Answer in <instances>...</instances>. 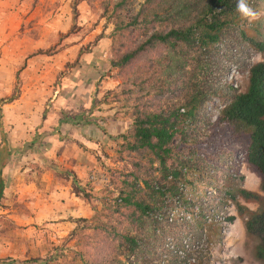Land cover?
<instances>
[{"label": "rangeland", "instance_id": "rangeland-1", "mask_svg": "<svg viewBox=\"0 0 264 264\" xmlns=\"http://www.w3.org/2000/svg\"><path fill=\"white\" fill-rule=\"evenodd\" d=\"M144 1L138 0L135 12ZM114 3L113 1L111 5H107L106 0H0V59L11 58L13 66L17 68L13 93L0 100V107L10 104L5 100L15 93L18 82L20 96L25 83L23 72L30 61L36 59V62L49 63V69L45 70L42 80H51L56 72H66L59 81L60 85L56 82L54 84V89L61 92L64 80L77 71V119L68 113L63 117L68 118L70 123L77 127L79 134H84L92 143V147L88 148L78 143L77 152L88 154L98 163L97 168L89 171L87 181L81 187L84 192L80 195L88 194L91 197L88 200L94 201L93 215L90 218H78L75 210H72L73 204L70 200L76 201L75 192L68 194L70 200L62 197L48 199L49 204L44 203L45 206L40 203L42 200L36 203L37 199L31 198L32 194H22L23 197H20V194H11L10 197L4 198V202L0 204L4 211L0 214V264H132L128 259V252L126 253L129 244L119 246L122 242L120 235H126L128 232L134 235L137 232L135 228L140 229L144 224L136 222L134 225L131 222L134 209L124 208L116 212V204L121 203V192L130 190L127 182H135L131 176L133 173L141 175L138 181L139 187L142 188L139 198L150 203L152 198L149 197L150 190L146 187L144 179L153 177V182L159 181L163 174L158 169V163L150 161L152 153L139 154L128 149V144L133 141L135 108L140 103L138 96L143 92L140 91L142 87L135 81L139 73L130 66L118 68L114 66V62L126 50L144 41L158 25L125 28L130 19H120L113 14ZM249 4L261 13L260 18L250 24L238 14L234 21L236 28L248 38L246 43L241 47L231 45L219 52L223 60L221 59L218 67L222 66L224 69L217 75H221L218 84L227 88V85L223 86L222 79L228 80L234 67L238 66L239 75L234 73L239 76L238 87L230 86L238 92L247 90L250 68L264 62V47L261 50L253 43L264 45V0L250 1ZM4 37L7 38L3 39ZM17 42L22 44L19 48L35 47L38 42L40 47L25 56L23 53L19 54V48L15 45ZM82 49L84 53L80 55ZM163 49L147 53L160 58L165 54ZM227 53L235 60L232 61ZM170 56L173 59L182 58L178 53H172ZM18 57L22 58L23 62L17 63V60H20ZM39 58L42 60H37ZM137 63L139 61L135 64ZM185 68L189 73L191 69L194 70L193 66ZM0 74H5L4 70H0ZM145 84L148 85V82ZM218 96L227 102L230 100L228 96L222 95V91L218 92ZM153 97L152 92L146 99ZM52 106L53 102L50 103L37 130L42 129L48 121H53L49 117ZM3 116H0V130L5 133ZM54 122L56 124L52 125L50 133L60 135L57 132L60 131L61 122L56 118ZM7 123L10 129L16 126L30 128L34 124L27 118H11ZM214 126L208 124L207 127ZM37 134L19 154L31 151L40 160H44L42 149L41 152L37 150H40L41 144L43 147L47 146L42 142L41 135ZM219 135L223 137L220 142L217 141L219 138L212 134V140L204 148L210 152L224 149L222 143H226L227 137L230 136L225 131H220L217 136ZM62 138L71 141L67 135ZM33 158V155H27L23 160L24 164L31 163ZM140 160L143 162L138 166ZM145 168H149L150 174H145ZM254 171L253 167L247 165L244 173L252 175ZM93 174L96 175L95 180L90 179ZM256 174L260 178V175ZM254 181L256 188L252 189V192H259V195L256 194L255 198L248 201L242 198L224 242L218 235L215 236L214 250L219 258L224 254L223 264H264V260L259 259L257 255L261 238L247 233L246 229L250 216L264 210V192L260 190V180L254 178ZM5 201L8 204L5 205ZM31 202L36 204L30 205ZM50 207L54 211H49ZM240 207L244 208V212ZM151 241L154 243V239ZM217 242H220L219 245ZM153 243L144 249L151 250ZM147 253L138 255L140 264H145L148 260L140 261Z\"/></svg>", "mask_w": 264, "mask_h": 264}, {"label": "trees", "instance_id": "trees-1", "mask_svg": "<svg viewBox=\"0 0 264 264\" xmlns=\"http://www.w3.org/2000/svg\"><path fill=\"white\" fill-rule=\"evenodd\" d=\"M106 1L107 5L115 2L112 11L118 18L130 19L125 28L158 25L144 41L126 50L114 62V66L118 68L130 66L139 73L135 81L142 87L140 91L143 92L138 96L140 103L135 108L133 141L128 144V149L139 154L152 153L150 161L157 162L158 169L163 174L159 181L153 182V177L152 180L149 177L144 179L146 187L150 190V203L139 198L142 188L139 187L138 181L141 175L134 173L131 176L135 182H127L130 190L121 192L119 196L122 202L116 204V212L133 208L135 215L131 217V222L134 225L136 222L144 224L140 229L135 228L137 232L134 235L130 232L120 235L122 242L119 246L129 244V247H126L129 257L150 252L144 248L153 243L151 240L155 238V223L149 218L148 212L159 207L165 194L155 189V185H159L162 190H168L167 178L172 172H176L180 166L194 165L185 158L199 151H210L204 147L209 145L212 134L219 138L218 142L223 138L217 136L220 131H225L230 136L227 137L226 143H222L226 148L222 150L223 154L233 148H242L247 164L262 178L261 191L264 192V62L250 68L249 84L244 92L232 90L227 84H223L227 85V88L218 84L221 75H217L224 69L222 66L218 67L221 59L223 60L219 52L231 45L244 46L248 39L234 24L238 15L236 0H145L139 4L137 12L135 5L138 0ZM250 1L258 0H249V3ZM253 43L261 50L264 47L263 43ZM161 48H164L165 54L160 58L147 53L156 52ZM83 53L82 49L80 55ZM172 53H178L182 58L173 59L170 56ZM228 57H231L232 61L235 60L231 55ZM138 61L139 63L135 64ZM189 66L194 68L190 73L185 68ZM65 75L66 72L59 74L55 81L57 85H60L59 81ZM145 82H148V85ZM19 86L18 82L15 93L5 100L6 103H12L18 98ZM220 91L223 96L230 98L228 102L218 96ZM152 92L154 97L146 99ZM57 96L58 90H55L45 114ZM214 98H219L225 107L219 116L211 121L205 111L207 103ZM208 124L215 126L207 127ZM189 127L193 129L190 132ZM140 161L138 166L143 162ZM145 174H150L149 168H145ZM74 183V192L80 197L81 192H84L81 188L83 185L78 180H74ZM3 193L4 186L1 183L0 201ZM240 193L246 201L256 197L255 193L245 189H240ZM81 197L86 201L91 198L88 194ZM240 210L244 212L243 207H240ZM246 229L247 233L261 238L257 255L259 259L264 260V210L250 216ZM145 262L148 264L149 260Z\"/></svg>", "mask_w": 264, "mask_h": 264}, {"label": "crops", "instance_id": "crops-1", "mask_svg": "<svg viewBox=\"0 0 264 264\" xmlns=\"http://www.w3.org/2000/svg\"><path fill=\"white\" fill-rule=\"evenodd\" d=\"M6 38L4 37L3 39ZM15 45L18 47L22 44L17 42ZM39 47L40 44L38 42L35 47H25V49L18 47L19 49L17 50L19 54L23 53L26 56ZM18 59L21 61L17 60V63L23 62L22 58L18 57ZM37 60H42V58ZM12 61L11 58L9 60L0 59V70L5 72V74H0V100L5 98L6 95L9 96L13 93L14 80L16 79L14 74L17 68L13 66ZM48 69V62H36V59L35 61H30L23 72V81L25 83L20 96L12 103L2 105V108L0 107V116L4 115L5 124L3 125L6 131L4 133L0 130V184L2 183L4 186L0 204L4 202V198L10 197L11 194H20V197H23L22 194H32L31 198L37 199L36 203L42 200L40 203L43 206H45L44 203L49 204L48 199L52 200L61 197L69 199L68 194H74V180L76 182L78 180L79 183L85 185L89 171L97 168L98 163L95 158L86 153L77 152L78 143L87 148L92 147V143L87 140L84 134H79L77 127L70 123L68 118L63 117L64 114L68 113V115H74V119H77V71L72 76H69L66 81L64 80L62 92L61 90L58 91V96L53 101L51 113H49V117L53 121H48V124H45L42 129L37 130L46 111V102L54 96V84L59 75V72H56L51 80H42L45 76V70ZM11 118H18L19 120L31 119L34 124L30 128L25 127L23 129L22 126H16L10 129L7 126V122ZM54 118L61 122L60 131L57 132L60 135L50 133L53 128L52 125L56 124ZM41 132L42 134H40ZM37 133L41 135L42 142L47 146L43 147L41 144L39 146L40 150H37V152H41L42 149L43 153L41 155L44 160H40L38 156L37 158L31 151L19 154L24 146L26 148V145L33 141V137L37 136ZM66 135L71 138V141L69 139L66 141L62 138ZM27 155H33L35 158L31 161L36 164L32 162L24 164L23 160ZM255 172H252V175H250L251 173L245 175L244 179L245 188L251 192L253 191L252 189L256 188L254 178L260 180L259 186L261 190L262 178H259L256 174L257 172ZM63 173L65 176H63ZM256 193L259 194V192ZM14 197L13 199H15ZM70 202L73 204L72 210H75L78 218L86 219L93 215L94 201H86L84 198L77 196L76 201L71 199ZM36 203L31 202L30 205ZM6 204H8L7 201H5ZM246 205L249 206L248 203ZM2 210L3 208L0 205V214L4 212ZM48 210L54 211V209L51 210V207Z\"/></svg>", "mask_w": 264, "mask_h": 264}, {"label": "built area", "instance_id": "built-area-1", "mask_svg": "<svg viewBox=\"0 0 264 264\" xmlns=\"http://www.w3.org/2000/svg\"><path fill=\"white\" fill-rule=\"evenodd\" d=\"M234 73L239 75L238 66L234 67L232 78L222 79V82L237 88L239 76ZM224 107L219 98H214L207 103L205 113L213 121ZM191 130L189 127L188 131ZM222 150L183 156L194 165L180 166L172 172L167 178L168 190L155 185V189L165 194L159 207L148 212L155 223V238L150 252L140 261L148 259V264H223L225 256L218 257L214 239L218 235L224 242L229 235L231 219L241 199L239 192L243 188L247 162L240 148L225 154ZM90 179L95 180L96 175H91ZM128 259L132 264H140L137 255Z\"/></svg>", "mask_w": 264, "mask_h": 264}, {"label": "clouds", "instance_id": "clouds-1", "mask_svg": "<svg viewBox=\"0 0 264 264\" xmlns=\"http://www.w3.org/2000/svg\"><path fill=\"white\" fill-rule=\"evenodd\" d=\"M236 11L238 12V14L240 15V17H241L242 20H247L250 24L252 22H254V21H257L260 18V15H261L260 12H258L257 10H255L253 7L250 6L249 0H236ZM244 179H245V173H244V175L242 177V182H243V188L242 189L247 190L245 188V182H244L245 180ZM261 185H262V183H261ZM247 191H249V190H247ZM249 192H251V191H249ZM255 194H257V193H255ZM240 195H241V199H240V202H241V200H243L244 198L242 197V194L241 193H240ZM257 195H259V194H257ZM240 202L238 204H240ZM234 217H236V216H234ZM231 220L233 221L234 218H232Z\"/></svg>", "mask_w": 264, "mask_h": 264}]
</instances>
